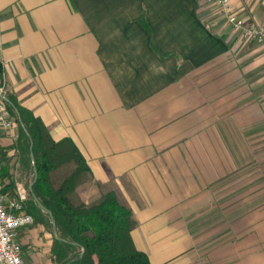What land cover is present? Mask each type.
<instances>
[{
    "label": "crops",
    "instance_id": "0c3cea01",
    "mask_svg": "<svg viewBox=\"0 0 264 264\" xmlns=\"http://www.w3.org/2000/svg\"><path fill=\"white\" fill-rule=\"evenodd\" d=\"M230 1L246 24L264 20V0ZM0 63L7 93L85 157L82 200L114 191L152 264H264L224 191L264 138V41L204 0H0ZM18 135L0 131V168L17 176ZM54 238L21 229L23 259L57 264Z\"/></svg>",
    "mask_w": 264,
    "mask_h": 264
},
{
    "label": "trees",
    "instance_id": "16d2710c",
    "mask_svg": "<svg viewBox=\"0 0 264 264\" xmlns=\"http://www.w3.org/2000/svg\"><path fill=\"white\" fill-rule=\"evenodd\" d=\"M0 83H4L1 63ZM6 96L8 108L19 125L16 148L21 168L17 176L2 165L1 178L3 175L9 178L8 183H3L4 192L10 191L13 196L17 181H26L27 211L34 216L35 223L53 231L51 215L32 196L33 183V192L55 219L57 236L52 253L56 263L152 264L132 237V230L138 224L136 218L120 203L114 191L90 203L78 194V187L90 179V168L76 143L70 138L55 140L39 117L19 104L7 90Z\"/></svg>",
    "mask_w": 264,
    "mask_h": 264
},
{
    "label": "built area",
    "instance_id": "2783aa9c",
    "mask_svg": "<svg viewBox=\"0 0 264 264\" xmlns=\"http://www.w3.org/2000/svg\"><path fill=\"white\" fill-rule=\"evenodd\" d=\"M204 1L216 6L228 23L241 30L246 39L264 41V20L248 25L234 12L230 0ZM15 125L16 118L8 108L5 85L0 83V131L9 132ZM28 199L29 193L21 182L16 184L14 196L4 192L0 176V264H30L23 259L22 245L18 241L19 231L35 222L34 216L26 209Z\"/></svg>",
    "mask_w": 264,
    "mask_h": 264
},
{
    "label": "rangeland",
    "instance_id": "374dc122",
    "mask_svg": "<svg viewBox=\"0 0 264 264\" xmlns=\"http://www.w3.org/2000/svg\"><path fill=\"white\" fill-rule=\"evenodd\" d=\"M16 126L19 129L17 121ZM256 147V154L240 155L238 171H226L225 176V208L230 211L239 207L242 244H264V138L257 141ZM2 179L7 180V176L3 175ZM23 184L25 186L26 181ZM232 221L228 217L225 219V238L230 239L228 244L233 237L235 240L238 238L236 231L233 236L229 226Z\"/></svg>",
    "mask_w": 264,
    "mask_h": 264
},
{
    "label": "water",
    "instance_id": "95a60500",
    "mask_svg": "<svg viewBox=\"0 0 264 264\" xmlns=\"http://www.w3.org/2000/svg\"><path fill=\"white\" fill-rule=\"evenodd\" d=\"M1 95H2V94H1ZM7 100H8V99H7ZM32 157L34 158V155H33V154H32ZM33 163H34V165H35V162H33ZM35 171H36V176H37V170H36V168H35ZM32 187H33V183L30 185V190H31L32 196H33V198L35 199V201L39 204V206L42 208V210H43L44 212L49 213V214L51 215L52 221H53V223H54V234H55V236H57V234H56L55 219H54V217H53L51 211H50L49 209H47V208L42 204V202L39 200V198H38V197L36 196V194L33 192Z\"/></svg>",
    "mask_w": 264,
    "mask_h": 264
}]
</instances>
